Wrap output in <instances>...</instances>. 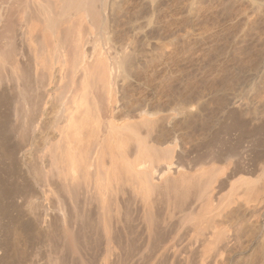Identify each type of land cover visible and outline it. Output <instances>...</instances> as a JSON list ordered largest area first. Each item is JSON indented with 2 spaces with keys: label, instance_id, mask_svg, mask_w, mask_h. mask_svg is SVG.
<instances>
[{
  "label": "bare ground",
  "instance_id": "obj_1",
  "mask_svg": "<svg viewBox=\"0 0 264 264\" xmlns=\"http://www.w3.org/2000/svg\"><path fill=\"white\" fill-rule=\"evenodd\" d=\"M136 2L0 0V264L21 257V228L30 242L54 245L46 264L264 258V165L256 180H232L241 171L235 156L209 170L206 160L222 155L206 154L208 139L203 151L181 149L192 122L170 94L131 102L119 94L142 53L120 54L107 33L117 8Z\"/></svg>",
  "mask_w": 264,
  "mask_h": 264
},
{
  "label": "rangeland",
  "instance_id": "obj_2",
  "mask_svg": "<svg viewBox=\"0 0 264 264\" xmlns=\"http://www.w3.org/2000/svg\"><path fill=\"white\" fill-rule=\"evenodd\" d=\"M136 3H140L138 7H134L136 10L129 8L125 11L123 8H117L120 10H116L117 15L122 16L115 18L117 22L113 21L112 26H109L113 31L108 30L107 33V36H110L107 38L112 39L111 43L109 42V45L112 44L110 47L114 46L119 53L122 50L129 55L134 54L133 56L138 54V50H141L139 54L144 53L140 54V57L136 56L135 65L133 63L136 67L134 69L132 65L133 70L129 69L130 76L122 82V91H125L121 93L120 90L119 94H122L125 102H128L129 98L136 100L142 96L154 98V95L160 92L166 97L167 93L170 94V100L177 108L184 109L187 113L184 117L189 116L187 121L189 124L192 122L187 128L193 131L186 129L188 134L190 132L187 141L194 142H190L189 146L185 145L186 147L182 145L181 149L191 151L194 145L193 152L203 151L199 143L203 139L207 142L208 139L207 143H211L212 147L208 145L210 149L206 148V154L209 155L214 150L211 153L219 152L222 157L213 158L212 161L206 160L204 166L207 164L209 170H221L225 166L230 167L236 158L241 171L232 180L241 177L256 180L264 165V0H137ZM129 11L136 15L137 19ZM129 14L132 15L131 18H128ZM2 48L5 50L0 44V50ZM148 73L152 77L148 78ZM150 78L153 80V83L150 82L152 84L147 83L152 81ZM166 84L171 85L170 91H166ZM164 96L162 100H166ZM8 101L6 102L10 104ZM200 103H203L202 107ZM188 109L193 110L190 111L191 115H188ZM182 117L183 115L178 119L182 120ZM221 121L227 125L223 128L225 131L218 127ZM218 128L221 133L219 130L216 132ZM215 148H218V151ZM206 167L204 168L207 169ZM10 182L15 183V178ZM20 200L18 201L24 202ZM8 201L11 202L10 199ZM24 206V209L20 207L22 211L25 210ZM22 211L23 214L25 211ZM22 230L18 229L16 233L21 234L22 238L24 236V240L19 235L18 238L22 241L18 240L19 244L15 243V246L22 255L27 251L28 254L24 253L25 258L22 255L19 258L20 254H17V258L22 262L20 264H46V253L43 252L49 249L54 251V245L50 242L48 245L51 247L45 246V250V247L39 244L41 240L34 236L35 238H30V242L25 239ZM10 242L12 241L8 240V245H11ZM254 259L252 262L246 258V261L249 264H259L258 262L264 260ZM19 260L15 261V264H19Z\"/></svg>",
  "mask_w": 264,
  "mask_h": 264
}]
</instances>
